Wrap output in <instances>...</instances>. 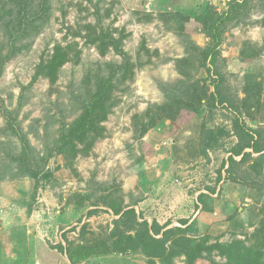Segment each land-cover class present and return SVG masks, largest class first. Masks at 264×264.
Wrapping results in <instances>:
<instances>
[{
	"label": "rangeland",
	"instance_id": "1",
	"mask_svg": "<svg viewBox=\"0 0 264 264\" xmlns=\"http://www.w3.org/2000/svg\"><path fill=\"white\" fill-rule=\"evenodd\" d=\"M20 1L0 0V58L17 49L0 67V264H240L232 243L264 263V160L226 171L236 109L264 129V0H31L25 18ZM42 2L41 30L21 36ZM218 14L216 74L203 22ZM100 28L122 54L91 43ZM56 44L67 59L55 79L35 76ZM109 75L104 118L63 145ZM217 75L226 101L212 106ZM180 239L206 257L187 259Z\"/></svg>",
	"mask_w": 264,
	"mask_h": 264
},
{
	"label": "trees",
	"instance_id": "2",
	"mask_svg": "<svg viewBox=\"0 0 264 264\" xmlns=\"http://www.w3.org/2000/svg\"><path fill=\"white\" fill-rule=\"evenodd\" d=\"M19 6V13L22 14V17L25 18L26 12L30 10L32 7V1L31 0H21L18 4ZM46 3L42 2L41 4H38L39 9H37L35 16H30L29 20L27 21V24L23 23L21 20L18 23L17 30H20L21 36H27L36 34L41 30L42 24L44 21V16H46L47 8L45 7ZM23 11V12H22ZM223 17L221 14H218L214 19L207 20L203 22V29L206 31L207 35L210 36L212 39L213 45L212 47L208 48L207 50H203V59L206 61L208 60L210 66H208V70H212L216 73V70L214 69L215 65V57L217 54V46L219 45L221 41V31L219 24L223 21ZM40 22H36L39 21ZM222 20V21H221ZM221 21V22H220ZM29 22V23H28ZM36 22V23H35ZM89 35V33H88ZM28 38V37H27ZM91 43H98L104 48L108 45L111 46V48L117 52V53H123V51L120 48L118 40L111 34L107 32H103L102 28L98 31H94L92 33V36L90 37ZM24 46V45H23ZM27 46V45H26ZM25 46V47H26ZM17 49H10V51L0 58V67H2V64L5 60H7L10 56H13L14 53H16ZM67 59V53L63 50V48L56 44L53 46L52 51L49 55V57L46 60H41L35 76L38 75H44L45 77H48L50 80H54L58 70L60 67L66 62ZM213 68V69H212ZM217 74V73H216ZM112 78L110 75L105 78H98L96 79V85L94 86L93 92L89 95V99L86 101V103L83 105V111L80 116V118L71 124H68L64 127L59 140L62 142L63 145L72 144V140H81L83 139L86 134L95 126L97 121H100L104 118L105 112H106V105L105 101L107 96L110 94L112 85ZM220 76L217 75V79H213V93H210V104L212 106H215L217 104H224L226 99L223 98L220 90ZM236 114L233 117L231 123L232 128L236 136L238 137V142L231 147L230 149V155L228 157V163L229 166L226 169L228 174L230 175V172L232 169L231 167L234 164L243 163L244 161L253 159L252 154H257L256 158L253 159L254 161V167L255 163L258 161L264 160V129L257 130L252 129L251 127H248L240 118H239V110L236 109ZM153 121H151L152 124ZM10 128L13 131L14 134L18 135L21 141V153L19 156V162L22 164H27L29 162V154L31 152V147L29 145V142L25 138V136L19 132L17 129L14 128L13 124H10ZM235 156H240V159L236 161ZM28 175L31 177H35L36 173H33L32 171H29ZM115 214L120 213L121 208L120 206H117L115 204H112L110 206ZM131 215H134V210L130 209L123 213V215L120 216V220L123 216H126L128 219H131ZM133 219V218H132ZM133 221H135L133 219ZM142 225L145 227L147 225V222H143ZM187 228H191L188 226ZM161 230V226H158L156 224H153V233H158ZM169 230H164L162 232V239L163 241L167 240L168 237L167 233ZM144 234L142 236V239L145 237L151 238L152 236L147 233V230L144 229ZM141 237V235H140ZM153 238V237H152ZM175 248L177 249V252L185 254L187 259L190 261H194L195 258H204L207 254H203V251L208 249L210 246H200V247H187L185 246V243L182 239L179 240V242L174 243ZM61 247V246H60ZM62 248V247H61ZM231 250L234 253L235 258L240 262V264H264L261 263L258 259V256L256 255H246L244 252L239 250L238 247L235 246L234 243L230 245ZM210 264H213V260H211L210 257H206Z\"/></svg>",
	"mask_w": 264,
	"mask_h": 264
},
{
	"label": "crops",
	"instance_id": "3",
	"mask_svg": "<svg viewBox=\"0 0 264 264\" xmlns=\"http://www.w3.org/2000/svg\"><path fill=\"white\" fill-rule=\"evenodd\" d=\"M37 258L38 259L36 260L35 264L37 263V261H39L40 264H48L47 261L44 258H42L41 256L37 257Z\"/></svg>",
	"mask_w": 264,
	"mask_h": 264
},
{
	"label": "water",
	"instance_id": "4",
	"mask_svg": "<svg viewBox=\"0 0 264 264\" xmlns=\"http://www.w3.org/2000/svg\"><path fill=\"white\" fill-rule=\"evenodd\" d=\"M36 264H40V262L39 261H37V263Z\"/></svg>",
	"mask_w": 264,
	"mask_h": 264
}]
</instances>
